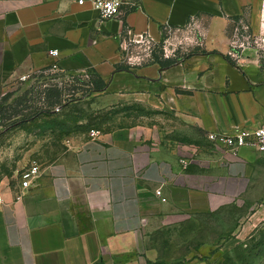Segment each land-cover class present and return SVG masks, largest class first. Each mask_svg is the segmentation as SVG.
<instances>
[{"label": "crops", "instance_id": "0c3cea01", "mask_svg": "<svg viewBox=\"0 0 264 264\" xmlns=\"http://www.w3.org/2000/svg\"><path fill=\"white\" fill-rule=\"evenodd\" d=\"M126 2L122 15L103 19L92 0H0V78L58 63L66 73L103 79L104 93L169 103L206 137L264 123V59L233 38L244 22L264 40V0ZM192 25L199 27L207 54L163 67L123 53L135 35L160 42L167 30ZM209 142V151L181 160L180 153L156 154L101 135L39 165L30 188L19 184L1 195L0 264H209L199 257L161 261L145 236L154 225L248 200L249 221L233 235L242 238L264 220V152Z\"/></svg>", "mask_w": 264, "mask_h": 264}, {"label": "rangeland", "instance_id": "374dc122", "mask_svg": "<svg viewBox=\"0 0 264 264\" xmlns=\"http://www.w3.org/2000/svg\"><path fill=\"white\" fill-rule=\"evenodd\" d=\"M233 32L234 39L257 48L264 59V40L253 37L247 24H237ZM201 39L199 27L192 25L184 30H167L160 42L127 39L123 53L142 63L156 56L180 61L192 52L203 51ZM2 78L0 114L11 119L0 123V195L9 187H18L24 172L32 166L67 156L91 138L93 131L156 154L180 153L181 160L209 151V136L174 106L157 104V100L146 97L95 91V79L89 72L43 69L28 74L25 80L19 76ZM47 88L63 92L58 104H52L57 100L48 98ZM39 108L48 112L35 115ZM251 212L248 200L209 215L178 218L166 227L154 225L145 233L146 245L161 261L199 257L209 264H248L249 254L257 253L255 264H264V220L242 238L233 235L249 221Z\"/></svg>", "mask_w": 264, "mask_h": 264}, {"label": "built area", "instance_id": "2783aa9c", "mask_svg": "<svg viewBox=\"0 0 264 264\" xmlns=\"http://www.w3.org/2000/svg\"><path fill=\"white\" fill-rule=\"evenodd\" d=\"M80 5H84L86 0H76ZM127 4L126 0H92V6L97 10L100 16L103 19H114L119 17L123 13V6ZM135 41L147 39L149 42L154 41L150 35H135L133 37ZM236 46L239 44V40L235 41ZM51 54L54 56H59L58 50L51 51ZM49 69L55 71H63L58 63H54ZM64 72V71H63ZM23 80L27 79V75L21 77ZM98 136L96 131H93L92 137ZM211 141L215 143H222L226 147H229L234 150H238L243 146L254 147L259 152H264V123L259 125L257 128L250 130L248 128H243L235 133H221L214 132L209 134ZM185 162V161H184ZM40 173V166L34 165L24 172L21 182V187L23 189H28L32 185L33 181L37 178ZM158 195H162V192L159 190ZM21 196L19 197V199ZM4 198L0 195V205L3 204Z\"/></svg>", "mask_w": 264, "mask_h": 264}, {"label": "trees", "instance_id": "16d2710c", "mask_svg": "<svg viewBox=\"0 0 264 264\" xmlns=\"http://www.w3.org/2000/svg\"><path fill=\"white\" fill-rule=\"evenodd\" d=\"M200 53L201 54L202 53L203 54H207L206 51L197 50L195 52L190 53L189 56L194 55V54H200ZM227 58L229 59V61L233 62V59L231 58V56H227ZM153 60H154V62L159 61L163 67H165V66H171V65H174L175 63L178 62V60L172 59V58H163V59H161L160 56L154 57ZM47 69H49V68H47ZM92 75H93V77L95 79V83H94L95 87H94V90L95 91H99V92L104 91L107 88V83L103 79L95 76V74H92ZM44 91H45L46 94H48V98L49 99H55V100H57V101L52 102V104H55V103L58 104V102H59L58 100L63 96V92L60 91L57 88L56 89L47 88ZM27 95H28V92L26 94L22 95V98L20 99L21 101H19L21 104L25 101V98L27 97ZM1 111H3V109H1ZM44 112H48L47 109L39 108L37 110V112H36L35 115H38V114L44 113ZM7 118L8 119H11V116L4 117L3 115L0 114V123L2 121H4L5 119H7ZM256 255H257V253H255V254L250 253L249 254V257H248L249 259L247 258L248 259L247 263L248 264H255L254 261H255Z\"/></svg>", "mask_w": 264, "mask_h": 264}]
</instances>
